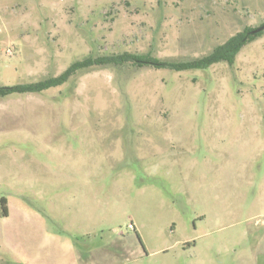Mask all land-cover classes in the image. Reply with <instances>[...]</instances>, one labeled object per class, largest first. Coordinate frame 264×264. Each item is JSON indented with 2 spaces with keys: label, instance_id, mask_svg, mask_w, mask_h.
<instances>
[{
  "label": "rangeland",
  "instance_id": "rangeland-1",
  "mask_svg": "<svg viewBox=\"0 0 264 264\" xmlns=\"http://www.w3.org/2000/svg\"><path fill=\"white\" fill-rule=\"evenodd\" d=\"M263 25L264 0H0V88ZM0 197L30 218L0 216V264H264V31L0 96Z\"/></svg>",
  "mask_w": 264,
  "mask_h": 264
},
{
  "label": "trees",
  "instance_id": "trees-1",
  "mask_svg": "<svg viewBox=\"0 0 264 264\" xmlns=\"http://www.w3.org/2000/svg\"><path fill=\"white\" fill-rule=\"evenodd\" d=\"M262 32L258 34H251L250 30H246L245 32L237 33L229 38L225 43L215 48L209 55L188 63H161L157 60H154L150 56H138L129 53L112 55L110 57H101L97 58L96 60L89 59L81 63L72 65L61 76L54 79H49L36 84L0 88V96H6L13 93L38 92L51 86H57L65 82L71 74L79 69L92 66H101L105 64L123 65L131 63L137 66H152L155 68H167L177 71L190 69H206L218 62H230L234 55L237 54L246 43L260 36ZM0 216H7L6 200L4 198H0Z\"/></svg>",
  "mask_w": 264,
  "mask_h": 264
},
{
  "label": "crops",
  "instance_id": "crops-1",
  "mask_svg": "<svg viewBox=\"0 0 264 264\" xmlns=\"http://www.w3.org/2000/svg\"><path fill=\"white\" fill-rule=\"evenodd\" d=\"M40 193V192H39ZM6 200V209H7V216L6 219L14 218L17 220V223H25L30 220L29 214L26 213L24 210L20 209L17 205L10 202L9 199L6 197H0Z\"/></svg>",
  "mask_w": 264,
  "mask_h": 264
},
{
  "label": "water",
  "instance_id": "water-1",
  "mask_svg": "<svg viewBox=\"0 0 264 264\" xmlns=\"http://www.w3.org/2000/svg\"><path fill=\"white\" fill-rule=\"evenodd\" d=\"M262 31H264V25L259 27V28H257V29H255V30H253V31H251V34H258V33L262 32Z\"/></svg>",
  "mask_w": 264,
  "mask_h": 264
}]
</instances>
